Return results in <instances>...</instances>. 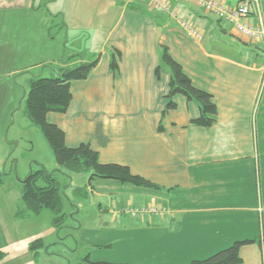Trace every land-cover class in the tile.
<instances>
[{"label": "crops", "instance_id": "0c3cea01", "mask_svg": "<svg viewBox=\"0 0 264 264\" xmlns=\"http://www.w3.org/2000/svg\"><path fill=\"white\" fill-rule=\"evenodd\" d=\"M74 5L66 2L57 17L50 9L42 13L43 3L37 5L36 0H0V27L10 24L16 32L6 50L7 56L23 60L11 73L22 75L24 85L36 76L45 77L48 65L55 67L48 70L54 77L65 67L98 60L87 80L72 84L68 111L49 113L48 121L65 132L69 147L89 143L102 163L128 166L133 174L162 187L130 189L134 196L119 204V210L109 211L112 219L103 225L123 227L126 244L129 234H135L139 264H189L244 240L254 242L241 248L242 264H264V49L240 40L229 24L195 4L179 0H172L173 8L204 32L202 40L149 3L126 0L115 19H104L103 26L109 28L99 41L94 32L97 36L102 24L77 19ZM60 14L66 39L53 54L57 45L47 36ZM68 16L73 19L68 21ZM3 39L0 32V65ZM37 42L46 43L39 49V63ZM160 45L169 48L197 88L213 95L218 116L212 127L191 124L199 107L177 96L178 108L162 121L164 131L158 130L171 77L167 67L160 78L155 75L161 64ZM115 49L121 52L116 75L110 69ZM40 67L41 74L35 75ZM20 87L18 81H0V101L16 104ZM3 184L0 179V188ZM149 206L163 215L132 217L125 212L128 207ZM18 210H8L15 220L21 219ZM101 212L105 213L103 207ZM16 228H6L1 260L31 255L35 236L24 239Z\"/></svg>", "mask_w": 264, "mask_h": 264}, {"label": "rangeland", "instance_id": "374dc122", "mask_svg": "<svg viewBox=\"0 0 264 264\" xmlns=\"http://www.w3.org/2000/svg\"><path fill=\"white\" fill-rule=\"evenodd\" d=\"M36 2L37 5L43 3L42 13L45 14V10L50 9L57 17V12L65 6L66 2L67 4L73 2L74 8L77 9L74 15L77 19L85 21L89 19L93 24H95L94 21H99L102 24L97 31V36L95 35L96 31L94 32V39L99 38V41H102L109 28L108 25L103 26L104 19H108V21L115 19L119 14V8L125 4L126 0H36ZM150 11L153 12V10ZM258 14L264 20V1L262 4V1L259 0ZM72 19L70 16L67 17L68 21ZM63 20V15L60 14L59 19L53 22L51 37L47 36L48 39L52 38V43L56 42L55 45L58 49L52 48L53 54L56 50L60 51L65 44V28L60 27ZM0 32L4 37L2 40L4 61L0 65V81L5 84L18 81L21 84L19 100L16 104H13V101L9 104L0 101V179L4 183L0 188V251L2 252L6 247L4 242L8 227L16 228L18 225L16 230L20 235H25L24 239L37 236L33 241L38 238L44 240V247L31 251L28 258L22 260L0 259V264H22L24 260H32L34 264H89L86 260L87 257L93 263L104 261L139 264L142 261L138 257L139 245L135 246V234H129L126 244L123 227L113 224L103 225L104 221L112 219V215L107 214L109 211L119 210V204H127L128 196H134L130 189L137 190L139 188L116 180L101 178H96L90 184L91 173L70 174L57 164L43 132L27 116L29 85L23 84V77L19 78L22 75L15 76L11 73L20 68L21 61H23L21 59L14 60L11 55L7 56V45L15 39V36L14 39L12 36L16 32L13 31L10 24L0 27ZM70 35L74 36V33L71 32ZM253 43L259 44L257 46L264 49V40L253 41ZM44 44L46 43H36V63L41 61L38 52ZM44 68H47L44 73L46 75L40 77L52 78V75H48V70L49 68L55 69V67L48 65ZM41 72L42 67L33 71L35 75H40ZM7 73L11 74L4 75ZM11 93L15 94L14 91H10ZM42 167L55 173L61 185L64 212L67 214V218L60 229L54 227V216L49 210H44L40 215L22 216L20 220H15L13 213L11 215L8 212L11 207L13 208L12 212H16L17 208L20 209L21 182L32 171ZM102 207L105 213L101 212ZM2 219L7 227L4 226Z\"/></svg>", "mask_w": 264, "mask_h": 264}, {"label": "trees", "instance_id": "16d2710c", "mask_svg": "<svg viewBox=\"0 0 264 264\" xmlns=\"http://www.w3.org/2000/svg\"><path fill=\"white\" fill-rule=\"evenodd\" d=\"M219 21L221 22V20ZM239 39L242 40L240 37ZM160 48L161 64L155 69V75L160 78L162 68L167 67L171 77L169 91L164 97L166 104L158 130L160 132L164 131L162 121L170 112L178 108L177 96H184L188 101L195 102L198 105L200 114L197 118L192 119L191 124L204 128L212 127L217 122L218 116V108L213 95L193 84L192 79L186 74L183 66L173 58L167 46L160 45ZM120 59L121 52L115 49L110 61V69L115 75L119 72ZM97 64L98 60L89 63L82 62L61 69L56 77L43 78L36 76L32 78L27 97V116L34 125L41 129L57 164L66 169L68 173H91L90 184L96 178H101L130 184L139 189L162 190L159 185L140 175L133 174L128 166L102 163L99 153L89 143L69 147L66 143L65 132L58 125L48 121L47 116L49 113L64 114L68 111L73 100L72 84L87 80ZM21 183V207L18 210V215L20 217L40 215L44 210H49L54 216V227L57 229L63 227L67 214L64 212L61 185L56 174L42 167L32 171ZM253 242V240L237 241L230 247L220 250L206 259L193 260L189 264H242L241 248ZM43 247L44 242L42 239H37L30 244L31 251ZM86 260L89 264H128L104 261L93 263L89 257Z\"/></svg>", "mask_w": 264, "mask_h": 264}, {"label": "built area", "instance_id": "2783aa9c", "mask_svg": "<svg viewBox=\"0 0 264 264\" xmlns=\"http://www.w3.org/2000/svg\"><path fill=\"white\" fill-rule=\"evenodd\" d=\"M149 3L160 13H164L177 21L180 28L195 39L202 40L204 32L190 19L182 16L180 11L172 6V0H142ZM195 4L205 13L229 24L235 33L244 40H264V20L257 15L259 0H179ZM126 213L132 217L151 213L161 214L155 206L133 208L128 207Z\"/></svg>", "mask_w": 264, "mask_h": 264}]
</instances>
